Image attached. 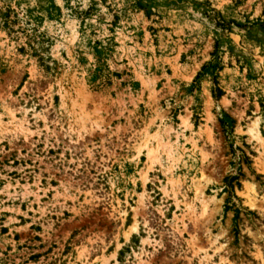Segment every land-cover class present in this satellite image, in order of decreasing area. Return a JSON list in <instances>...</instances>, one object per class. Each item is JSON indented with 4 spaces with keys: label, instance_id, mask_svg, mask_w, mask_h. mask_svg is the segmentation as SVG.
<instances>
[{
    "label": "rangeland",
    "instance_id": "obj_1",
    "mask_svg": "<svg viewBox=\"0 0 264 264\" xmlns=\"http://www.w3.org/2000/svg\"><path fill=\"white\" fill-rule=\"evenodd\" d=\"M0 264H264V0H0Z\"/></svg>",
    "mask_w": 264,
    "mask_h": 264
},
{
    "label": "trees",
    "instance_id": "obj_2",
    "mask_svg": "<svg viewBox=\"0 0 264 264\" xmlns=\"http://www.w3.org/2000/svg\"><path fill=\"white\" fill-rule=\"evenodd\" d=\"M222 96H223L222 89L218 85H216V89L214 90V98H215V100L219 101Z\"/></svg>",
    "mask_w": 264,
    "mask_h": 264
}]
</instances>
